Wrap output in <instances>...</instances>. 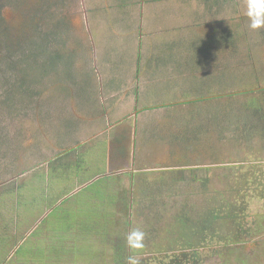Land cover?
Masks as SVG:
<instances>
[{
	"label": "rangeland",
	"instance_id": "374dc122",
	"mask_svg": "<svg viewBox=\"0 0 264 264\" xmlns=\"http://www.w3.org/2000/svg\"><path fill=\"white\" fill-rule=\"evenodd\" d=\"M205 1L160 35L141 0H0V264H264V28L247 0ZM120 94L135 106L106 125ZM109 134L124 159L100 176ZM178 161L202 179L152 173Z\"/></svg>",
	"mask_w": 264,
	"mask_h": 264
},
{
	"label": "crops",
	"instance_id": "0c3cea01",
	"mask_svg": "<svg viewBox=\"0 0 264 264\" xmlns=\"http://www.w3.org/2000/svg\"><path fill=\"white\" fill-rule=\"evenodd\" d=\"M200 2H201V0H200ZM205 2H207V0ZM187 4H189L191 6H189ZM197 4H199V0H141V2L139 3V5H140V9L139 10L142 13V17L144 16V18H147V19L151 20L153 22V24H158V25H156L155 28L159 27L158 28L159 30H155V31H157L160 34V32H159L160 29H161L160 27L163 24H168V23H165V22L175 23L174 21H177L178 15H180L182 13L192 14V13L198 11V8L196 6ZM185 14H183V15H185ZM174 28H175V26L173 28L171 26V29L166 30V31L173 32L172 36H176V32L177 31H174L173 30ZM160 35H162V34H160ZM189 35H191V34H189ZM136 91H137V89H136ZM103 94H104L103 92L99 93V95H101V97H103V99L108 97L107 96L108 93H106L105 95H103ZM114 95H116V94L110 93V96H114ZM124 97L127 98L129 96L126 95V94H120L119 97L112 99V100L115 101L114 104H111V99L108 98L109 101H107V102H109V103L103 104L105 106L108 105V108H105V106H103L102 104L100 106V111L102 110L101 109V107H102L103 110H104V113L97 114V115L94 114V115L96 117L102 115V117L98 118L100 120L103 119V118H106V120H107L105 122L106 125L109 124V126L110 125L114 126L118 122V124L120 123V124H122L124 126L125 123L121 122L123 119L118 120L116 123L115 122L111 123L110 122V115H108L109 111H111V107L112 106H113V110L115 108L118 109V111L114 112L116 114L119 113V112H125L126 110H124V107H128V109H129V106L132 103L131 101L133 100V97L131 96L129 98V101H127L126 99L124 101ZM132 105H134V104L132 103ZM131 114H133L136 118L139 117L138 116L139 114H138L137 110H135V113H131ZM192 117H194L193 114H192ZM135 124H136V121H135ZM178 125L180 127L179 134H172L171 136H172V140L174 142V146L175 147H183L185 145V143L183 142L184 139H185V136H189L188 134L184 135V133L186 132V129H188V132H190L191 129H193V127L191 126L189 128L187 126L186 122L182 123V121L178 122ZM192 125H194V122H192ZM101 126H103L102 123L101 124H97L98 128H96L95 131H98V129ZM135 127H136V125H135ZM195 130L197 131V128H195ZM116 132L120 133L119 131H116ZM159 133H164V129H162L161 132L160 131L157 132L156 138L152 137L149 140V143L151 142V145H152L151 153L154 152L156 155L159 153V150L162 151L161 147L164 146V144H163L164 141L162 139H160ZM97 134L102 136V134H104L103 130L102 131H98ZM120 134H122V133H120ZM120 134H117V135H120ZM109 136H110V134L108 135V138H106L105 140H104V136L101 139L104 142V144L106 145V152H107L106 160L107 161L105 160V161L101 162V168H102L103 173L100 176H105L107 174L108 175L112 174V172L110 171L111 160L116 161V162L119 163L122 158L124 159V156L122 157V151L120 150L121 141H122L120 138H121L122 135H120V137L115 135V137H113L112 140H110ZM113 148H114V151H115L114 153L112 151ZM116 150H117V152H116ZM112 153L115 154V156H117V157H114V159H111V156H112L111 154ZM216 160L217 159L215 157L214 158V163H216ZM135 161H136V156H135V158H132L133 166H135V164H136V163H134ZM116 162H114V163L117 164ZM175 163H180V165H185V163L187 164L188 162L187 161H178V162H175ZM175 163H173V164L170 163L171 165L167 166V167L158 168V170H154L152 173H159L158 175L163 176L161 178L162 181L167 179V178H169L172 181H177V182H181L183 180H187V179H189L188 177H190V179H193V180H201L202 179L203 175H202V169H201L202 165L201 164H199V167H197L196 169H187L186 168V167H188L187 165L181 166V167H183L182 170L174 172V171H172L171 167H175V165H174ZM102 164H105L106 167L102 166ZM203 164H204V167H205L206 166L205 163H203ZM180 165H179V167H180ZM105 170L107 172H104ZM118 172H121V170L120 171L116 170V171H114L113 174H117ZM140 172H141V169H137V168H135L134 170L128 172V175L131 177V178H129V180H131V184L134 185V186H137V187H143V186H140L142 184L140 182H138V181L142 180L143 179L142 175L146 174L144 172H142V173H140ZM134 182H136V183H134ZM152 187H153V189L149 188L150 191H152L150 193L146 192V190H143L145 194L147 193L145 196H151L152 197L154 195L160 194L155 186L152 185ZM175 187L177 188V186H175ZM132 191L133 190H131V192Z\"/></svg>",
	"mask_w": 264,
	"mask_h": 264
},
{
	"label": "clouds",
	"instance_id": "9594fccd",
	"mask_svg": "<svg viewBox=\"0 0 264 264\" xmlns=\"http://www.w3.org/2000/svg\"><path fill=\"white\" fill-rule=\"evenodd\" d=\"M246 15L250 20L249 27L253 30L264 28V0H247ZM145 232L136 229L130 231L126 236L127 246L132 251L144 248ZM127 264H141L137 255H130Z\"/></svg>",
	"mask_w": 264,
	"mask_h": 264
},
{
	"label": "trees",
	"instance_id": "16d2710c",
	"mask_svg": "<svg viewBox=\"0 0 264 264\" xmlns=\"http://www.w3.org/2000/svg\"><path fill=\"white\" fill-rule=\"evenodd\" d=\"M228 40V38H224L223 40L225 41V40ZM40 51H41V53H44V49H42V47L40 46ZM9 54H7V56H8ZM6 56V57H7ZM1 57H2V55H1ZM10 58H11V56H10ZM11 67H12V65H11ZM264 108L263 109H259V110H254V115H257V114H259V117H261L263 120L261 121L263 124H264ZM256 119H258V118H256ZM259 120V119H258ZM173 193V194H172ZM172 193H169V194H171L172 196H176V194H177V191L175 190V189H173V192ZM163 195H161V194H158V195H154V196H152L151 198L152 199H158V198H160V197H162ZM188 213V212H187ZM187 218H188V216H187ZM188 220H189V218H188Z\"/></svg>",
	"mask_w": 264,
	"mask_h": 264
},
{
	"label": "flooded vegetation",
	"instance_id": "af4514ba",
	"mask_svg": "<svg viewBox=\"0 0 264 264\" xmlns=\"http://www.w3.org/2000/svg\"><path fill=\"white\" fill-rule=\"evenodd\" d=\"M112 151H114V148H113ZM90 157L93 158L92 156H90ZM114 157H117V156H115V154H113L112 159H114ZM42 190H43V188H42V186H40V191H42ZM40 191H39V192H40ZM14 230H15V232H14V233H11L10 235H12V236H13L14 234L17 235V227L14 228L13 231H14ZM12 236H11V238L9 239V241H11V243H13V244L15 245L16 242H17V239H16V241H15V240H12ZM9 243H10V242H8V244L5 246V247H6V248H4L5 250H8V249H9ZM11 243H10V245H11ZM13 244H12V247L14 246ZM2 246H3V245H2ZM1 249H3V248H1ZM1 254H2V252H0V255H1ZM1 256H2V255H1ZM7 256L9 257V255H7ZM1 258H2V257H1ZM253 259H254V258H253Z\"/></svg>",
	"mask_w": 264,
	"mask_h": 264
}]
</instances>
